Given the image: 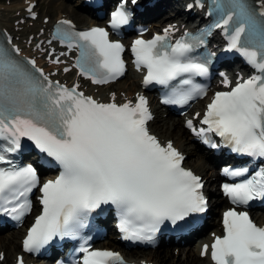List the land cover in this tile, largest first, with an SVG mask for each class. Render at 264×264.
I'll return each mask as SVG.
<instances>
[{
    "label": "snow or ice",
    "instance_id": "1",
    "mask_svg": "<svg viewBox=\"0 0 264 264\" xmlns=\"http://www.w3.org/2000/svg\"><path fill=\"white\" fill-rule=\"evenodd\" d=\"M196 3L199 6L200 0ZM27 11L35 18L32 5ZM209 15L213 22L198 36L185 33L173 43L169 27L149 40H134V64L146 70L145 86L170 90L162 103L188 104L205 94L192 78L208 74L213 55L197 59L190 54L212 30L221 29L228 49L244 56L257 74L237 79L234 86L225 77L223 84L230 90L216 92L208 103L199 121L206 127L197 128L193 120L185 126L212 148L219 145L209 134L221 138L233 153L264 160V0H210ZM129 18L121 0L111 13L110 26L119 29ZM0 35L5 37L0 42V140L7 144L0 148V165H9L0 167V212L20 221L31 211L29 194L39 184L36 170L17 167L4 154L20 149L22 138L60 168L54 180L39 187L41 211L23 240L25 252H39L57 237L81 239L77 251L83 253L82 264H125L119 253L91 250L89 238L81 236L91 214L111 206L124 239L151 241L165 221L176 224L206 210L201 177L182 166L185 157L172 141L162 143L150 133L153 117L143 95L138 94L134 103L118 104L115 95L111 102H99L79 91V84L66 87L50 79L34 59L21 58L19 48L9 47L6 33ZM53 38L78 51L73 67L92 84H107L124 74V46L111 40L104 28L76 31L70 21L61 20ZM248 172L247 167L224 169L233 178ZM223 191L233 205L264 201V167L223 185ZM223 231L211 245L213 264H264V227L257 226L247 211L224 212ZM207 251L205 245L201 255ZM17 264H23L19 257Z\"/></svg>",
    "mask_w": 264,
    "mask_h": 264
},
{
    "label": "bare ground",
    "instance_id": "2",
    "mask_svg": "<svg viewBox=\"0 0 264 264\" xmlns=\"http://www.w3.org/2000/svg\"><path fill=\"white\" fill-rule=\"evenodd\" d=\"M21 1V0H18ZM66 1V0H65ZM171 1V0H163ZM42 5V1L39 0V5ZM162 5V4H161ZM16 6V5H15ZM160 5L158 3L150 9L151 12H156L158 14H162L164 10H161ZM40 9V7H39ZM39 15L36 20L38 27L41 25V20L44 16L50 17V22L53 21L55 16H58L62 13L69 16L73 19H81L83 18V14L80 11V8L71 7L66 5L64 2L59 0H49L46 6V10H39ZM7 16V13H0V21ZM161 16V15H160ZM163 16V15H162ZM137 78L133 75H127L123 80L117 82L114 85H111L109 88L111 89H128L133 91L138 87ZM154 128L159 132V134L166 138H174L175 142L184 150L188 152L187 164L195 168L197 171L202 174L208 173V167H212L213 163H209L208 159L205 158L201 153L197 152V150L192 146L191 143L188 142L187 137L183 135L181 129H177L178 121L174 118H166L162 119L159 115L157 119L154 120ZM216 207L213 208V213ZM213 220V218H212ZM17 231L7 234L6 236L0 237V250L4 251V260L0 262V264H8L10 258L14 255V252L18 249V241H17ZM5 240L7 243L5 244ZM183 253L186 256V260H182L180 258H173V256L164 257L161 256L158 250H151L144 252L140 257L147 258L149 260H154L156 262L162 264H203L204 260L200 259L196 253L192 251V249H183Z\"/></svg>",
    "mask_w": 264,
    "mask_h": 264
},
{
    "label": "rangeland",
    "instance_id": "3",
    "mask_svg": "<svg viewBox=\"0 0 264 264\" xmlns=\"http://www.w3.org/2000/svg\"><path fill=\"white\" fill-rule=\"evenodd\" d=\"M49 0H42V5L40 4V8L42 10H46V6H47V3H48ZM68 4V3H67ZM70 5V4H68ZM170 251H172V249H170Z\"/></svg>",
    "mask_w": 264,
    "mask_h": 264
}]
</instances>
